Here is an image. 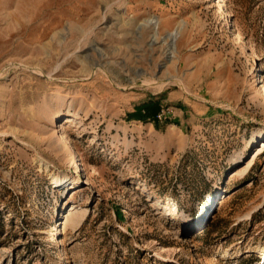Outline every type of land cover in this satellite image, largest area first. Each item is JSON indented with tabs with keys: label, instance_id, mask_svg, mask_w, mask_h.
I'll return each instance as SVG.
<instances>
[{
	"label": "rangeland",
	"instance_id": "rangeland-1",
	"mask_svg": "<svg viewBox=\"0 0 264 264\" xmlns=\"http://www.w3.org/2000/svg\"><path fill=\"white\" fill-rule=\"evenodd\" d=\"M224 2L0 0V264H264V0Z\"/></svg>",
	"mask_w": 264,
	"mask_h": 264
},
{
	"label": "bare ground",
	"instance_id": "bare-ground-1",
	"mask_svg": "<svg viewBox=\"0 0 264 264\" xmlns=\"http://www.w3.org/2000/svg\"><path fill=\"white\" fill-rule=\"evenodd\" d=\"M221 2H222L223 4H225L224 0H221ZM222 18H225V23H224V24H228V27H229V28H232L231 20H229L228 9H225V10H224V12H223V14H222ZM233 39H234L237 43H238V42H240V43L242 42V40H241V36H240V34H239V32H238L237 30L234 31ZM58 118L63 119V120H65V121L70 120L69 117H66V116H64V115H59V116H57V119H58ZM56 132H57V137L59 138V140H60L61 142H65V145H64V147H65V151H67V153H69V155H70L71 166L73 167L74 172H75V173H78L79 171L82 172V170H83V168H82V161L80 160L79 155L76 153V150H75L74 145H73L72 142L69 141L68 138L66 137V135H65V126H64L63 123H60V124H59V128L56 130ZM259 146H260V147H264V140H261V142L259 143ZM258 152H259V150H257L254 154L256 155V154H258ZM88 179H89V178H88ZM69 180H70V178H67V179H65V180H64V179H57V178H56V179L54 180V182H55V184H56L57 186H59V185L62 186V185H66V183H67ZM76 181L80 182V180H76ZM73 182H75V181H69V182H68V185H71ZM73 209H74L73 206H71V207L69 208V210L67 211V213L63 216V219H64V220H66V221L69 220L70 215H71ZM168 209H169V207H168ZM56 230H58V228H56ZM56 241H59V237H58V236L53 240L54 243H55Z\"/></svg>",
	"mask_w": 264,
	"mask_h": 264
},
{
	"label": "trees",
	"instance_id": "trees-1",
	"mask_svg": "<svg viewBox=\"0 0 264 264\" xmlns=\"http://www.w3.org/2000/svg\"><path fill=\"white\" fill-rule=\"evenodd\" d=\"M162 107L158 100H149L143 104L138 105L128 117L129 119H140L142 121H152L155 125H158V114Z\"/></svg>",
	"mask_w": 264,
	"mask_h": 264
},
{
	"label": "built area",
	"instance_id": "built-area-1",
	"mask_svg": "<svg viewBox=\"0 0 264 264\" xmlns=\"http://www.w3.org/2000/svg\"><path fill=\"white\" fill-rule=\"evenodd\" d=\"M160 116H161V114L159 113V114H158V117H160Z\"/></svg>",
	"mask_w": 264,
	"mask_h": 264
}]
</instances>
